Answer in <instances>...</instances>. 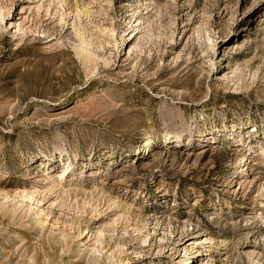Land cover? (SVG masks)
<instances>
[{"label":"rangeland","instance_id":"obj_1","mask_svg":"<svg viewBox=\"0 0 264 264\" xmlns=\"http://www.w3.org/2000/svg\"><path fill=\"white\" fill-rule=\"evenodd\" d=\"M182 258L264 264V0H0V264Z\"/></svg>","mask_w":264,"mask_h":264},{"label":"bare ground","instance_id":"obj_2","mask_svg":"<svg viewBox=\"0 0 264 264\" xmlns=\"http://www.w3.org/2000/svg\"><path fill=\"white\" fill-rule=\"evenodd\" d=\"M133 33V32H132ZM132 33L130 35H132ZM136 35V34H135ZM134 35V36H135ZM87 41H85L84 39L80 42L81 46H80V50L78 51V54L81 55V57H83L85 60L87 61H91L92 60V56H91V51L89 52L86 48V46L89 44L86 43ZM89 46V45H88ZM188 260V258H182L179 260V264H183Z\"/></svg>","mask_w":264,"mask_h":264}]
</instances>
